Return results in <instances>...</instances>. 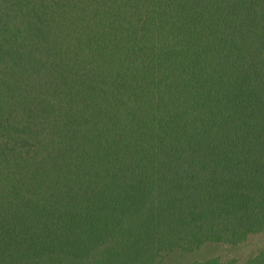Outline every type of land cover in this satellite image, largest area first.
Here are the masks:
<instances>
[{
	"label": "trees",
	"instance_id": "1",
	"mask_svg": "<svg viewBox=\"0 0 264 264\" xmlns=\"http://www.w3.org/2000/svg\"><path fill=\"white\" fill-rule=\"evenodd\" d=\"M262 232L264 0H0V264Z\"/></svg>",
	"mask_w": 264,
	"mask_h": 264
},
{
	"label": "rangeland",
	"instance_id": "2",
	"mask_svg": "<svg viewBox=\"0 0 264 264\" xmlns=\"http://www.w3.org/2000/svg\"><path fill=\"white\" fill-rule=\"evenodd\" d=\"M264 250V232L252 235L238 246L206 245L192 253L174 252L167 255L161 264H190L212 257H218L223 261H235V264H243L250 257Z\"/></svg>",
	"mask_w": 264,
	"mask_h": 264
}]
</instances>
